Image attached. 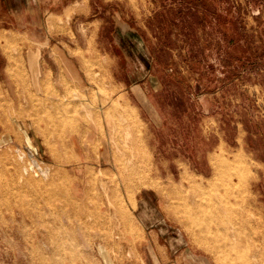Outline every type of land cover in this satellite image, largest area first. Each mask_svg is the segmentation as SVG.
<instances>
[{"label": "rangeland", "instance_id": "obj_1", "mask_svg": "<svg viewBox=\"0 0 264 264\" xmlns=\"http://www.w3.org/2000/svg\"><path fill=\"white\" fill-rule=\"evenodd\" d=\"M4 1L0 264H264V0Z\"/></svg>", "mask_w": 264, "mask_h": 264}, {"label": "bare ground", "instance_id": "obj_2", "mask_svg": "<svg viewBox=\"0 0 264 264\" xmlns=\"http://www.w3.org/2000/svg\"><path fill=\"white\" fill-rule=\"evenodd\" d=\"M79 139V138H78ZM105 158V157H104ZM215 159L218 163L217 167H216V172L218 173L219 171H222L223 169H226V168H229V169H232V168H236L240 165L243 164V158L242 156L240 155H235L232 159H225L223 157H221L220 155H217L215 156ZM242 172V171H241ZM241 177V176H240ZM245 182H243V179L242 181H240V185L243 187ZM189 185L192 187V188H195V187H198L197 184L195 183L194 180L190 179L189 180ZM44 188V187H43ZM240 188V187H239ZM38 193V192H37ZM210 227V226H209ZM208 227V228H209ZM178 234V233H177ZM182 239V238H181Z\"/></svg>", "mask_w": 264, "mask_h": 264}, {"label": "crops", "instance_id": "obj_3", "mask_svg": "<svg viewBox=\"0 0 264 264\" xmlns=\"http://www.w3.org/2000/svg\"><path fill=\"white\" fill-rule=\"evenodd\" d=\"M4 2L9 7L11 5L10 3H12V0H5Z\"/></svg>", "mask_w": 264, "mask_h": 264}]
</instances>
